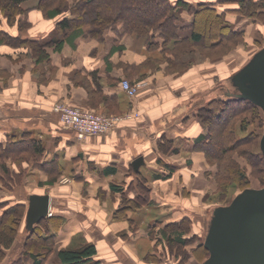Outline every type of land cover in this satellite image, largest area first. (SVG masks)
<instances>
[{"label": "rangeland", "instance_id": "rangeland-1", "mask_svg": "<svg viewBox=\"0 0 264 264\" xmlns=\"http://www.w3.org/2000/svg\"><path fill=\"white\" fill-rule=\"evenodd\" d=\"M37 2L38 0L24 1L21 6L24 10L27 9V11L17 12L12 22L7 21L6 17L0 13L1 31L6 30L20 37L36 39L39 44H44L41 46H45L48 53L47 57L41 58L39 52H37L39 49H35L30 46L29 43L14 45L12 44L13 41L11 42L6 39L0 31V39L2 38L0 42V106H10L11 102H16L17 104L28 103L30 105V112H39L40 110L37 105H40L42 102L53 112H55L53 110L55 104H62L105 115L130 114L131 116L128 120L136 118L138 116L137 111H120L116 108L112 100H107L102 91L98 89L95 71L93 73H87L74 66V60H76L79 55L78 49L64 48L56 52L53 50L52 46H48L47 43L52 36H61V34H64V31H61L58 26H56L57 21L60 20L64 14H67L68 17H76V15L79 14L77 9L72 8V12L69 10L74 0H66L65 10L62 14L54 18L47 17L45 15V10L47 8L43 9L42 6H36ZM261 2L263 3H261L260 6L252 7L253 9L251 12L244 10L243 16L239 15V12L229 11L228 16L233 18L235 25H237V27H244L245 31L242 37L240 36L237 39L231 38L227 40V44L226 41H224L226 44L224 46L217 45L210 48L195 46L192 52H187L179 58L173 55L172 52L162 51L161 45L156 47L148 46L147 42L149 39L146 37V32L142 30L139 33H135L128 31L121 32L120 29L116 31L104 29L102 32H95L92 34V32L89 31L90 25L84 23V32L77 37L76 41L78 45L93 42L100 46L107 45L110 39L113 43H119L122 40L127 44L132 43L133 46L136 45L137 48L135 49L144 50L143 59L137 65L133 63V66L137 68L134 70L136 77H144L148 76L150 73H154L155 75H163L171 78L184 74L186 77L185 80L189 82L188 87L190 91L193 90L197 92L204 86L224 80V77L226 78L246 63L251 55L264 45V13L258 14L260 11H264V0H261ZM128 3L130 7L123 9H121V5L118 4L119 11L121 12V10H123V15H128L132 18H146L157 10L154 6L151 7L141 2V0H130ZM217 3L219 5L223 4V7L237 5V3L233 1L227 0ZM111 7H113L112 9L115 8V6L112 5ZM32 11L39 14L35 19L30 18V13ZM257 11L259 12L257 13ZM204 13L199 15L196 28L202 26V28L206 30V36L215 38L218 24L215 26L210 22H202L201 19ZM83 20L85 21L86 19L84 18ZM78 22L79 20L73 19L72 25L75 26ZM189 48L191 49V47ZM96 52L97 51H94V54H96ZM168 57L177 60L173 62V66L167 63ZM181 67L184 68L180 70ZM195 68H197L196 71L194 70ZM195 76L199 79H197L196 82H192V78ZM124 78L127 79V77ZM226 81L227 80H225V83H227ZM65 85H67L68 90H70L71 87L81 86L87 93V106L76 105L73 101H68L63 97L52 100L51 98L54 93L60 92V89L64 88ZM192 87L193 89H191ZM21 92H24L26 96H30L31 94L33 96L32 98L25 97V99H22L20 96ZM198 99H196L195 102H199ZM207 106V103H194L190 113L197 118L201 126L200 133H208L209 130L207 125L209 124V132L213 134L211 135V139L217 141V137L215 136L217 130L215 128L219 127V122L216 120L210 121L207 124L204 123L198 115V113L201 112L200 110L207 108ZM246 116L248 119L247 127L241 129L242 124L239 118L235 122L233 138L231 136L230 138L228 137L230 132L229 129H226L225 132L228 135L225 136L224 142L232 143L234 138L237 139L244 136L250 131H254L257 136L252 138L251 142L247 141L246 143L238 144L235 148L226 151L224 155L220 157L215 156L213 158H207L204 151L199 149H192L194 154L197 153L196 155H190L186 152L178 154L177 152L179 150H175L172 144L164 141V138H158L157 149L160 154L162 153L164 159L169 162L167 166L171 168V173L165 177L167 179L151 183L150 186L149 183H147L148 181L142 179L140 176L134 177L135 180L132 181L131 184L132 189H135L138 193H142L143 191L140 186H138V183H143L150 187V189L156 193V196H151L152 191L148 190L149 203L133 204L137 207L134 210H137L139 213L133 220L129 221L126 217V215H132L134 217L135 214H132V212H134L132 208L127 210V214L125 210L117 212L118 216L122 214L123 216L125 215L123 218L116 217V209L120 208L124 202L121 197L119 198L118 195L113 194L110 189L109 192L103 190V186L95 185L94 188L91 189V187L88 188L90 183L86 181L81 185L83 181H80L78 186L80 199H78V192H73V189L70 187L72 183L71 179L67 177L57 179L56 175L50 173L52 172L51 170L42 169L37 166L29 148L19 152H9L7 163L10 166L11 173L9 178L4 175L6 179L5 182L1 172L0 199L2 196L19 199V196L23 194V192L28 191L30 193L39 194L47 193L51 200L59 198L67 212H69V209L66 207L70 205L71 208L74 209L75 207H80L81 211L76 219L78 220L80 229L84 231L83 236L82 234H77L69 237L65 234V236L61 235L60 237L55 232L56 244L51 246V250H48L45 254L42 264H59L56 258V251L58 248H80L86 243H93L95 245L97 243L99 246V254L94 256V259L98 260L96 264H199L207 257V252L196 249V247L201 242L205 232L207 220L210 216V209L215 205L228 204L232 198L241 191L243 186L261 187L264 185L263 165L262 163L256 162L253 158V153L260 151L259 140L262 134L261 123L259 122V117L253 118L249 112ZM0 123L3 124V122ZM113 131H115V129ZM161 141H163V143H161ZM209 154L211 155V152H209ZM167 166L165 171L168 170ZM41 172H46L47 176L42 178L41 175L43 174H41ZM239 173L244 175L242 180H239ZM53 178L55 180L54 183L46 184L47 180ZM126 180L125 182L113 180L109 184L122 187L126 185L124 184ZM72 193L73 197L71 199L76 198V200H79L78 202L68 199V196ZM162 201H167L173 205H171L172 207L170 206L169 209L167 208L168 210L161 206L159 209V205ZM79 202L86 205L99 203V205L104 204L105 207L108 205L111 208L107 213L105 212L108 220L106 222L103 220V217H105L104 212L98 211L97 213L95 212L97 215H93L91 211L86 210L82 204V206L78 205L77 203ZM1 203L3 202H0V204ZM8 205L10 204H1L0 212L8 207ZM113 206H115V208H113ZM175 206L182 209H176ZM174 211H176L177 214L176 212L173 213ZM21 213L22 216L19 217L18 223L15 224V230L13 231L14 240L9 248L5 249V256L0 255V264H10L15 257L23 256V249L28 248L34 241V246L42 245L38 240L34 239L35 236L30 235L26 237L27 232H25L24 228L25 205ZM50 213L52 215V209ZM183 218L187 219L184 224L181 227H175L178 228V231H183V239L186 237L189 238L185 239L186 241L183 245H176L160 240L157 235L159 229L163 226L165 227L166 222L172 221L170 219L177 220ZM151 219L157 220V226L154 228V236H148L150 231L147 226L148 221ZM36 226L38 228V224H36ZM39 227L44 229L43 226ZM165 229L166 231L172 230ZM112 230L114 231V235L119 236L121 239L118 245L112 242L114 240ZM144 243L148 245L146 248H144ZM137 249L142 252L137 259H134L133 256ZM143 249L147 250H144V252ZM118 252L122 255H119ZM150 253H156L155 255L161 257V260H157V258L151 256ZM124 255H126L128 259L124 258ZM22 258V264H32L29 257L24 259L23 256ZM91 263L92 262H88L86 264Z\"/></svg>", "mask_w": 264, "mask_h": 264}, {"label": "crops", "instance_id": "crops-1", "mask_svg": "<svg viewBox=\"0 0 264 264\" xmlns=\"http://www.w3.org/2000/svg\"><path fill=\"white\" fill-rule=\"evenodd\" d=\"M38 15V13L32 11L30 18L35 19ZM184 34H187V32H184ZM76 39L74 40V46L65 43L62 47V49H78L79 55L74 60V66L87 73L95 71L96 81L102 93L106 95L107 100H112L120 111H137L138 116L131 120H125L115 131L109 134L88 135L83 139H79L72 129L64 128L61 125L58 114L46 107V104L41 102L40 105H37L39 112H30L28 103L17 104L11 102L10 106H0V122H3V124L0 123V143H5L8 135L18 139H37L42 150L36 154L35 164L42 169L51 170L50 173L56 175L57 179L62 177L71 179L70 187L73 192H78L80 181H83L81 185L87 181V183H90L88 188L93 189L95 185H100L104 187L103 190L109 192L110 189L119 198L124 195L130 197L139 195L135 189L131 188L132 181L135 180L134 177L140 176L148 181L149 186L156 181L167 179L156 176L158 173L164 172L165 165L169 163L157 149L158 138H164V141L167 140L166 142L172 144L175 150H179L178 154L181 152L190 155L197 154L193 153L192 140L201 132V126L190 111L194 103L204 104L209 99L223 96L224 91L220 89L223 80L204 86L194 92L193 90L190 91L189 82L185 80L184 74L171 78L155 75L154 73L144 77H136L134 70L137 68L133 66V63L137 65L143 59V49H135L137 48L136 45L127 44L123 40L119 43H113L110 39L107 45L100 46L93 42H91L93 44L78 45ZM114 45L122 47L112 50ZM94 51H97L96 54H94ZM194 70L196 71L197 68ZM124 77H127L131 82L143 83L134 96L130 97L122 90L120 79ZM197 79L199 78L195 76L192 78V82H196ZM22 93L24 92H21L20 95L22 99H25V97L32 98L33 96L32 94L26 96L25 93ZM86 94L81 86L71 87L68 90L67 85H65L64 88L60 89V92L54 93L51 99L63 97L68 101H73L76 105L87 106ZM196 99L199 102H195ZM138 156H142L143 162L136 171L132 162ZM50 160L53 161L48 165ZM45 165H47V168ZM110 168L115 170L108 172L107 170ZM41 174H43L41 175L42 178L47 176L46 172H41ZM113 180L122 182L126 180V183H124L126 185L118 187L121 192L111 189L109 183ZM149 190L152 191L151 196H156V193L150 187ZM29 194L31 193L28 191L23 192L19 199L2 196L0 202L4 201L8 204L23 203L27 209ZM78 196V199H80L79 192ZM68 197V199H71L73 193ZM71 200L79 201L76 198ZM77 204H82L93 215L98 211L104 212L105 217H103V220L105 222L108 220L106 213L111 209L108 205L106 207L104 204L99 205V203L86 205L82 202ZM171 205L173 204L162 201L159 209L161 206L168 210ZM66 208L69 209V212L64 209L59 198L50 199L49 210L52 209L53 213L46 217L49 220L50 231L56 232L60 237L61 235L65 236V234L69 237L77 234L83 236L84 231L80 229L76 219L81 211L80 207L74 209L70 205ZM175 208L179 207L175 206ZM132 211H134L132 214L135 215L134 217L128 215L129 219H134L135 216L139 215L137 210ZM152 220L156 219H151L148 223ZM24 228L26 232L27 229ZM112 235L114 239L112 242L118 245L121 240L120 237L114 235L113 230ZM95 246L97 249L95 255H97L100 250L97 243ZM147 246L144 243V248ZM141 252L137 249L133 258L137 259ZM118 254L122 255L120 252ZM125 256L124 258L128 259Z\"/></svg>", "mask_w": 264, "mask_h": 264}, {"label": "trees", "instance_id": "trees-1", "mask_svg": "<svg viewBox=\"0 0 264 264\" xmlns=\"http://www.w3.org/2000/svg\"><path fill=\"white\" fill-rule=\"evenodd\" d=\"M24 1L26 0H0V13L6 17L7 21L12 22L17 12L20 13L27 11V9L24 10L21 6ZM129 1L130 0H74V2L72 3V7L69 10L72 12V8L77 9L79 14L76 15V17H68L67 14H64L62 18L57 21L56 26H58L61 31H64V34H61V36H52L47 43L48 46H52L53 50L58 52L62 49L65 43L74 46V40L84 32L83 24L88 23L90 25L89 31L92 32V34H94L95 32H102L104 29H109L112 31L120 29L121 32L128 31L135 33H139L142 30L146 32V37L147 39H149L147 42L148 46L156 47L158 45H161L162 51H167L170 53L172 52L173 55L179 58L187 52H192L195 49H193V47L195 46H203L205 48H210L217 45L224 46L227 44V40L231 38L237 39L240 36L242 37L245 29L244 27H237V25H235L233 18L228 16L229 11L239 12V15L243 16L245 11L251 12V10L253 9L252 7L260 6L261 3H263L261 2V0H227L237 3V5L231 7H223V4L219 5L217 2H223L224 0H141V2H144L151 7L154 6L157 10L146 18H132L128 15H123V10H121L120 12L118 6V4L121 5V9L129 8ZM66 3V0H38L36 6H42L43 9L47 8L45 10V15L49 18H54L62 14V12L66 8ZM111 5L115 6V8L112 9L113 7H111ZM258 12L259 11H257V13ZM201 13H204L201 19L202 22H210L215 26L216 24H218L217 34L215 38L206 36V30L202 28V26L200 28H196V23L198 22L199 15ZM261 13H264V11H260L258 14ZM84 18L86 19L85 21L83 20ZM73 19L77 21L79 20L78 24L75 26L72 25ZM1 32L6 39L10 40L11 42L13 41L12 44L16 45L21 43H29L30 46L34 47L35 49H39L37 52H39V56L41 58H45L48 56L46 47L41 46L44 44H39L36 39H27L24 37H20L18 35L9 33V31L6 30H2ZM184 32H187V34H184ZM1 40L2 38L0 39V42ZM224 41H226V44L224 43ZM121 47L122 46L114 45L112 47V50H116ZM189 47H191V49ZM168 58L169 59L167 63H170L169 65L173 66V62L176 59H171V57ZM183 68L184 67H181L180 70H182ZM98 89L101 91L99 84ZM207 105V108L201 109V112H199L200 114L198 113V115L201 117L204 123L208 124L210 121L216 120L219 122V127L215 128L217 130H215L217 141H213L211 139V135L213 134H210L209 132V124L207 125L209 130L208 133H199L192 140V149H199L201 151H204L207 158H213L215 156L220 157L221 155L223 156L226 151L235 148V146L240 143H246L247 141L251 142L252 138H255L257 136L254 131H250L244 136H241L237 139L234 138L232 143L224 142L225 136L228 135L225 130L229 129L230 134L228 135V137L230 138L231 136L233 138V129L235 127V122L239 118L241 119L242 124L241 129H245L247 127L248 119L246 114L248 112L253 118L259 117V122L261 123V127H263L262 110L260 109V107H258L248 99L223 95L209 99ZM28 148L30 149V153L33 154L34 160H36V154L40 153V151L42 150L37 139H18L8 135L5 143H0V179L1 172L3 174V180L5 182V176L7 178L10 177V166L7 163L9 152H19ZM209 152H211L212 156L209 154ZM253 158L256 160V162L262 163L264 169V157L261 153V150L253 153ZM52 161L53 160H50L48 165H50ZM166 166L167 164L165 165V167ZM45 167L47 168V165H45ZM167 168V171L164 170L162 174L158 173L156 176L165 178L170 175L169 173H171V168L168 166ZM114 170L115 169L110 168L107 171L113 172ZM136 171H138V169ZM243 176L244 175H242V173H239V180H242ZM54 181L55 180L53 178L47 180L46 183L52 184L54 183ZM138 186H140V188L142 189L143 194L139 193V195H135L132 197L126 195L122 196L121 198L124 204L121 205L120 208L116 209V217L123 218L125 216H123V214L118 216V211L125 210L127 214L128 209L132 208V210H134L135 208H137L133 204L150 202V199L148 197L149 187L143 183H138ZM110 187L113 191L121 192L120 188L113 184H111ZM246 187L252 186H243L241 190ZM2 202V205L7 203L4 201ZM23 206V203H13L8 205V207L0 212V255L5 256V249H8L14 240L13 231L15 230V224L18 223L17 221L19 220V217L22 216L21 212H23ZM126 217L128 218V215H126ZM130 219L128 218L129 221ZM186 220V218H183L166 222L165 227L163 226L161 227V229H159V233L157 236L160 238V240H163L167 243L183 245L186 241L185 239L189 238L186 237L185 239H183V231H178V228L175 227H181ZM48 223L49 220L44 217L38 223H36L38 224V228L36 224L31 230H28L26 228V237H29L30 235L35 236L34 239L38 240V242L42 244L40 246H34V241L28 246V248L23 249L24 259L29 257L32 264H42V260L45 254L48 252V250H51V246L56 244L55 232L50 231ZM39 226H43L44 229H41V227ZM155 226H157V220H152L148 223L147 227L150 231L148 236H154V228H156ZM165 228L172 229L170 231L173 232L166 231ZM196 249L207 252L208 255V251L203 246L202 240L197 245ZM96 252L97 249L95 244L86 243L80 248H58L56 251V258L59 264H86L88 262H92L91 264H96L98 262L97 259H94ZM155 254L150 253V255L155 256L157 260H161V257H158ZM23 256L15 257L10 262V264H22L21 261L23 260Z\"/></svg>", "mask_w": 264, "mask_h": 264}, {"label": "water", "instance_id": "water-1", "mask_svg": "<svg viewBox=\"0 0 264 264\" xmlns=\"http://www.w3.org/2000/svg\"><path fill=\"white\" fill-rule=\"evenodd\" d=\"M223 81L220 89L224 96L248 99L262 110L259 147L264 157V45ZM142 162V156L136 157L132 162L134 169ZM49 203L47 193L28 195V230L48 216ZM207 221L202 244L208 255L200 264H264V185L246 187L228 204L213 206Z\"/></svg>", "mask_w": 264, "mask_h": 264}, {"label": "built area", "instance_id": "built-area-1", "mask_svg": "<svg viewBox=\"0 0 264 264\" xmlns=\"http://www.w3.org/2000/svg\"><path fill=\"white\" fill-rule=\"evenodd\" d=\"M142 84V82L131 83L125 78L120 82L122 90L130 97L138 92ZM53 110L58 114L61 125L72 129L79 139L88 135L109 134L131 116L130 114L105 115L62 104H55ZM48 215H51L50 211Z\"/></svg>", "mask_w": 264, "mask_h": 264}]
</instances>
